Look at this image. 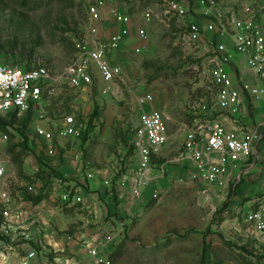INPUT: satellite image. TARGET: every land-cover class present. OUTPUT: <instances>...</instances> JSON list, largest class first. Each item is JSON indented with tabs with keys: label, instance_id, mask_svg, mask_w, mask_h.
Masks as SVG:
<instances>
[{
	"label": "built area",
	"instance_id": "2783aa9c",
	"mask_svg": "<svg viewBox=\"0 0 264 264\" xmlns=\"http://www.w3.org/2000/svg\"><path fill=\"white\" fill-rule=\"evenodd\" d=\"M219 1L161 0L159 11L147 6L136 19L114 0H84L85 17L69 22L74 30V50L62 67L52 68L39 58L23 64L0 63V264H77L74 246L68 240L71 237L60 234L54 226V207L58 206L47 203L80 204L81 209L92 205L75 188L78 180L91 181L97 172L83 163L80 151L68 147V143L73 146L80 140L82 125L70 109L93 85L96 75L111 81L123 76L122 63L115 53L131 29L139 41L132 51L141 53L147 37L145 24L154 19L168 27L173 24V44L187 57L198 60L199 75L208 79L211 94L190 103V121L177 124L173 132L168 128L169 116L158 109L144 108L152 101L151 93L136 97L135 105L141 109L128 132L134 163L116 178L104 177L103 185L137 200L150 182L160 178L168 177L169 183L191 181L198 185L199 192L239 199L237 230L244 227L242 235L257 247L264 244V188L252 182L246 190L241 188L243 179L259 166L264 139V121L250 127L242 114L243 96L264 107V0H238L236 9H224ZM191 2H197L200 13L209 19L204 27L188 18ZM221 35H228L230 42L218 41L216 36ZM236 56L252 72L253 80L232 75L228 66ZM62 94L63 98L68 96V112L53 107L64 104ZM27 114L34 134L44 141L40 151L49 158L62 153L69 167L65 174L54 172L43 179L34 176V171H39L34 166L28 176L15 168L9 152L10 133L14 131L11 125L2 123L6 121L1 117ZM53 114L59 116L57 122ZM172 133L181 138L179 150L158 163ZM53 162L44 167L57 170L58 164ZM173 166L180 169L179 174L167 173V167ZM37 196L40 198L35 201ZM85 243L84 255L94 264H110L108 256L99 252L97 242Z\"/></svg>",
	"mask_w": 264,
	"mask_h": 264
},
{
	"label": "rangeland",
	"instance_id": "374dc122",
	"mask_svg": "<svg viewBox=\"0 0 264 264\" xmlns=\"http://www.w3.org/2000/svg\"><path fill=\"white\" fill-rule=\"evenodd\" d=\"M114 1L136 19L147 6L156 11L161 7V0ZM83 4L84 0H0V63L41 59L52 68L62 67L74 50L69 22L85 17ZM145 26L147 37L141 53H133L129 45L115 53L124 70L121 78L111 81L96 75L93 85L76 99L75 108H68L64 94L60 98L64 104L53 106L77 114L82 122L81 138L68 147L80 151L83 163L97 172L91 181L72 180L77 181L75 188L86 195L91 208L47 200L48 205L58 206L54 207V226L71 237L68 240L77 264H94L84 255L86 241L97 242L99 252L108 258L121 242L113 264H264V244L257 247L242 235L244 227L237 230L239 199L199 192L198 185L190 182L169 183L168 177L153 181L137 200L103 185L104 177L116 178L134 163L128 132L141 109L135 105L136 97L151 93L152 101L144 108L169 116L168 128L173 132L177 124L190 121L189 104L211 94L208 79L199 75L198 60L173 44V24L168 27L154 19ZM52 117L55 122L59 119L57 114ZM1 118L13 128L9 152L22 176L34 167L39 169L34 176L43 179L68 171L62 153L49 158L40 151L44 141L34 134L31 116ZM172 134L158 163L177 152V138ZM53 161L57 170L44 167ZM154 194L157 199L147 205Z\"/></svg>",
	"mask_w": 264,
	"mask_h": 264
},
{
	"label": "crops",
	"instance_id": "0c3cea01",
	"mask_svg": "<svg viewBox=\"0 0 264 264\" xmlns=\"http://www.w3.org/2000/svg\"><path fill=\"white\" fill-rule=\"evenodd\" d=\"M219 5L222 8L224 7V9H228V8L229 9H231V8L236 9L239 7L238 0H220ZM191 9L192 10H191L188 18L195 21L196 23H199L202 27H204L207 24V22L209 21V19L200 13L201 8H200L199 4L197 2L196 3L191 2ZM216 39L218 41H223V42H230V40H231V38L228 35L216 36ZM138 42L139 41L135 38V35H134V29H131L129 36L127 37V39L123 43V45L120 47V49L124 46H127V45H129L131 47V46L137 44ZM228 68L230 69V72L232 73V75L239 80L244 79V80L250 81V80L254 79L252 72H250L249 70L244 68L243 61H242L241 57H239V56H236L235 61L231 62L229 64ZM242 99H243L242 114L244 115L243 121H245L250 127L253 126L254 124H256L257 122H259V123L263 122L264 121L263 104L261 102L252 103L251 99L248 96H243ZM176 138H177V145H176L177 150L176 151L178 152L179 143H180L181 138H180V136H176ZM167 145H168V143L164 146V148L161 152V155L164 152ZM260 151H261V153H260V159L261 160L259 162L258 168L253 173H251L248 177L243 179L244 182L241 185V188H243L245 190L248 187L249 182H252L253 186L260 183V184H262V186L264 188V184H263L264 183V139L260 143ZM175 154H173V155H175ZM173 155H171V156H173ZM171 172H173L174 174H179L180 169L173 166L172 169H170V170H169V168L167 169V173L171 174ZM166 178L167 177H165V179ZM188 182L194 184L191 181H187L186 183H188ZM151 184H152V182H150L148 187H150ZM256 186H255V188H256Z\"/></svg>",
	"mask_w": 264,
	"mask_h": 264
},
{
	"label": "trees",
	"instance_id": "16d2710c",
	"mask_svg": "<svg viewBox=\"0 0 264 264\" xmlns=\"http://www.w3.org/2000/svg\"><path fill=\"white\" fill-rule=\"evenodd\" d=\"M190 58V57H189ZM95 114V113H94ZM26 118H30V115L29 114H27L26 115ZM157 197H158V195H156V196H154V197H151L150 199H149V201H147V205L148 204H151L152 202H154L156 199H157ZM40 198V196H37L36 198H34L35 199V201L36 200H38ZM119 245H121V242L120 243H118L117 245H116V247L114 248V250L111 252V254L109 255V262H110V264H113V262H112V259L114 258V256L116 255V252H117V250H118V247H119ZM240 248L241 249H244V250H246L247 251V249H246V247H244V246H240Z\"/></svg>",
	"mask_w": 264,
	"mask_h": 264
}]
</instances>
